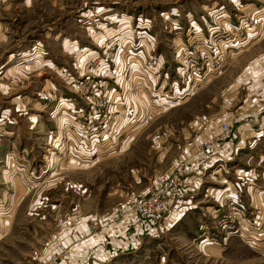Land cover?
Wrapping results in <instances>:
<instances>
[{"label": "rangeland", "instance_id": "1", "mask_svg": "<svg viewBox=\"0 0 264 264\" xmlns=\"http://www.w3.org/2000/svg\"><path fill=\"white\" fill-rule=\"evenodd\" d=\"M220 1L0 0V264H264V253L236 237L217 235L226 245L214 248L203 234L192 242L172 231L167 215L148 229L124 215L156 178L196 160L208 122L232 121L234 130L264 120L263 13ZM219 14L231 25H217ZM252 20L236 44L242 36L229 31L244 32ZM222 35L223 67L214 75L178 73L192 38L211 44ZM32 45L34 58L22 51ZM161 48L166 56L157 59ZM195 51L204 65L205 53ZM132 74L134 96L123 91ZM138 90L148 97L134 100ZM125 115L134 122L126 137ZM14 122L13 140L6 132ZM184 144L192 158H178ZM256 204L261 212L263 201ZM257 214L247 216L264 226Z\"/></svg>", "mask_w": 264, "mask_h": 264}, {"label": "crops", "instance_id": "2", "mask_svg": "<svg viewBox=\"0 0 264 264\" xmlns=\"http://www.w3.org/2000/svg\"><path fill=\"white\" fill-rule=\"evenodd\" d=\"M220 1V0H219ZM235 5H243V6H248L252 11L254 12H259L263 13L264 16V7L260 9L256 8L255 2H252L250 0H233ZM239 1V2H238ZM223 3L222 1L217 2L216 1V6L219 7V5ZM99 9H103L104 11L109 12V8L105 7H100ZM222 14H219L217 17V25H221L223 23V18H221ZM224 16V15H223ZM222 16V17H223ZM130 22L124 20L122 26H124V29L129 27ZM223 26V24H222ZM105 29V28H104ZM123 29V30H124ZM90 32V30L88 31ZM92 37L97 36L96 31H91ZM128 33V32H127ZM126 33V35H127ZM257 34H250L249 35V41L253 42L256 40ZM178 43V42H176ZM37 45H32L29 49L27 50H22L23 52H29L33 54L34 58V53L32 51L33 48H37ZM40 50V48H38ZM41 51V50H40ZM21 51H19L20 53ZM40 53V52H39ZM24 54V53H22ZM42 52L38 55L41 57ZM28 56V55H27ZM166 56V51L161 48V50L158 51L157 53V59H164ZM26 60V64H32L34 62L33 59ZM125 81L124 83V89L123 91L131 92L130 93L132 96H134V74H132V78L130 82ZM130 89V90H129ZM114 90V89H113ZM150 90V89H149ZM175 91V89H174ZM140 94L135 93L134 100H139V98L143 99V96L148 97L146 90H138ZM150 93V92H149ZM137 94V95H136ZM120 93H117L114 91V98H112L115 101H118L119 103H123L122 96H120ZM29 97L34 98V96H31V93L29 92ZM131 100V99H130ZM128 105V104H127ZM151 106V105H150ZM148 107V106H147ZM154 106H151V108ZM141 115V114H139ZM58 116H53L52 118L50 117L49 119H53V124L58 126L56 123L59 122ZM61 119V118H60ZM128 119V116L125 115L122 121L119 123V126L126 122ZM3 120H0V123ZM201 123V122H200ZM209 124L206 125L205 127L206 134L209 136L215 129L218 127V121L214 123V121L208 122ZM261 123L259 126L258 124ZM11 124V123H10ZM250 126V129L247 128V126ZM12 126L9 128V130L6 132L8 137L13 138L12 134H15L16 132L19 131V127L11 124ZM252 127V128H251ZM257 127L256 129H253ZM54 128V127H53ZM134 129V122L132 121H127L124 125L122 135L124 137L128 136V134L133 131ZM48 133V132H47ZM46 133V134H47ZM50 134V131H49ZM206 134H202L200 137L198 136V142L202 138H206ZM48 137V136H47ZM15 138H13L14 140ZM198 142H195L196 144ZM195 144V147H196ZM191 144H184L182 147V150H180L181 154L178 155V158H181L182 156H187V159L190 157V153H185L187 152L190 148L187 149ZM113 146V145H112ZM195 147L193 150L195 152ZM114 147H109L104 148L108 154L112 152ZM116 149V148H115ZM224 151H233L234 157L232 160L228 161L227 167H228V172L232 173L228 175V173L224 174L221 173L222 171H219L221 174H217L215 178H217L219 183L215 184L210 182L208 179H205L202 181L200 184H194L193 185V192H189L187 185H190L193 183V176L199 175L201 178L204 174V168L201 167L202 163L198 164L197 159L196 160H190V170H188V173L186 174V185L183 187L181 196H179L173 206V208L168 212L167 214V219L173 218L172 224H171V230L176 231L180 230L181 233L185 232L186 236H189V239L193 242L199 239V236L205 235L206 233H210V229L212 230V227L210 225V219H209V211L212 207L216 206L217 200H219L220 195L222 194L223 191L226 190H235L237 193V196L239 197L240 201L245 205L246 210L249 214V216H255V211L258 210V213L256 216L258 219H260V216L263 218L264 216V120L263 122L256 121L254 119H250L248 121H244L243 126L240 127L238 126L235 130L234 138L230 141L225 142L224 144ZM187 150V151H185ZM14 153V152H13ZM195 154V153H194ZM192 158V157H190ZM195 158V156H193ZM178 160V159H177ZM177 160L175 161L174 165L176 164ZM193 161V162H192ZM173 165V163H172ZM171 165V166H172ZM173 165V167H174ZM204 165V164H203ZM206 165V164H205ZM213 164L209 163L207 165L206 170L211 168ZM195 182V181H194ZM256 199H260L263 201L261 208V212L259 211V208H257L256 204ZM261 220V219H260ZM261 224V223H260ZM258 224L253 230L255 233L258 235L259 242L256 248L249 247L245 242L242 240H239L247 246L248 249L250 250H259L260 252L264 253V226H260ZM206 226V233L203 231V226ZM189 228V230L187 229ZM143 232V231H142ZM201 232V233H200ZM212 233H215L214 231ZM233 237V236H232ZM237 238V237H236ZM205 239V236H204ZM215 239H217L215 237ZM210 241L207 242V246L209 247H214L217 248V246H225L226 244H220L217 240L212 241L206 237L204 241ZM201 241V242H202ZM200 245V244H199ZM201 246V245H200ZM225 247H223L224 249ZM92 259L91 261H94L93 264H106L108 259L104 258H90ZM108 264V263H107Z\"/></svg>", "mask_w": 264, "mask_h": 264}, {"label": "built area", "instance_id": "3", "mask_svg": "<svg viewBox=\"0 0 264 264\" xmlns=\"http://www.w3.org/2000/svg\"><path fill=\"white\" fill-rule=\"evenodd\" d=\"M242 20L246 21V19ZM223 23L231 25V21L227 19L223 20ZM245 24L247 25L244 32L237 33L238 29L236 27L232 31H229L232 34H240L242 36L236 39V44H240L246 39L244 37L245 35L248 36L246 28L254 27L255 20L247 21ZM226 37L227 35H222V37L211 44H206L207 42L199 37L196 39L192 38L191 41L189 40V44L193 43L195 46H193L191 52L188 48L185 49L188 54L182 58L178 73L181 76L189 74V78L195 76L197 77L196 79L201 78L200 74L204 76L207 72L214 75L218 69L223 67L224 60L222 61L221 58L223 55L219 49L225 43L224 40L228 41ZM195 50H198L201 54L205 53L204 65H200L201 58L198 57ZM231 52L228 49L229 55ZM235 130L236 128L233 130L232 121H224L218 124L217 129L200 142L199 150L195 153L197 157H195L198 164L202 163L201 167L204 168V174L202 178L196 174L193 176V183L186 186L189 192H193V185L195 183L200 184L205 179L210 181V179L215 178L219 173L218 171H222L225 174L228 173L227 162L233 159L234 154L232 150L225 152L224 144L234 138ZM209 163L213 164V166L206 170ZM188 168V163H180L170 171L156 178L148 192L131 200V203L124 211V215L133 217L136 223L146 226L147 229L155 224V222L159 224L165 220L166 215L173 208L177 198L181 196L183 187L186 185ZM247 214L246 207L240 201L235 190L223 191L216 202V206L212 207L209 211L210 225L215 233H206L208 229L204 225L202 229L206 233L204 235L205 238L207 237L214 241L217 235L222 236L224 239L233 236L245 242L249 247L256 248L259 238L253 230L255 224L249 220L250 217ZM90 227L93 229V226ZM54 259L55 257L45 259L46 261L42 262V264H53Z\"/></svg>", "mask_w": 264, "mask_h": 264}, {"label": "bare ground", "instance_id": "4", "mask_svg": "<svg viewBox=\"0 0 264 264\" xmlns=\"http://www.w3.org/2000/svg\"><path fill=\"white\" fill-rule=\"evenodd\" d=\"M12 69L10 68L9 71H11ZM72 87L74 88V90H78L79 86L77 87V84H73ZM65 100L61 101L64 102ZM66 102V101H65ZM72 108V107H71Z\"/></svg>", "mask_w": 264, "mask_h": 264}]
</instances>
